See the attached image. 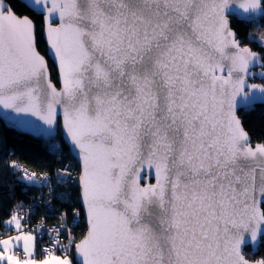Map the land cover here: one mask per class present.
<instances>
[{
	"label": "snow or ice",
	"instance_id": "6c2138e0",
	"mask_svg": "<svg viewBox=\"0 0 264 264\" xmlns=\"http://www.w3.org/2000/svg\"><path fill=\"white\" fill-rule=\"evenodd\" d=\"M21 6L33 15L0 0V109L61 134L73 163L53 174L11 163L48 189L57 225L37 260L30 216L0 222L16 232L0 238V264H264L245 252L264 239V141L237 115L264 100V85L248 83L264 79L251 71L264 69V36L248 33L253 51L232 20L260 25L264 0ZM73 184L77 208L56 191Z\"/></svg>",
	"mask_w": 264,
	"mask_h": 264
},
{
	"label": "trees",
	"instance_id": "16d2710c",
	"mask_svg": "<svg viewBox=\"0 0 264 264\" xmlns=\"http://www.w3.org/2000/svg\"><path fill=\"white\" fill-rule=\"evenodd\" d=\"M22 2L17 0L16 12L19 15L32 16L33 12L23 8ZM233 28L238 33V38L243 44L249 45L253 50L261 52V48L255 43L249 41L248 33L255 36H264V21L260 25L249 24L242 19L232 17ZM51 63V61H50ZM255 81L262 82L264 79L255 78ZM244 128L250 134L252 141H264V104H255L252 107L238 110ZM59 140L60 151L65 152L66 156L73 159L69 155V150L63 142L60 134L55 137ZM54 139V140H55ZM53 140H41L34 138L28 134L17 132L7 127L0 119V222L11 218V215L18 209L32 204L36 200V193L39 191V186H31L27 181L21 179V172L15 171L10 165L13 161L37 173L53 174L55 168L62 163L58 159V153L51 149ZM70 191L69 200L71 207H79L75 201L77 188L75 184L68 187ZM55 208L53 211L59 212L67 210L68 205L63 204L60 200L55 199ZM47 222L57 221V216L53 212L42 213ZM34 215V214H33ZM70 217V214H69ZM77 238L84 231L83 217H81L80 226L73 229ZM7 231V226L0 223V238H3L10 233ZM245 252L249 254L250 259L262 257L264 259V239H261L258 253H252L250 246L245 248Z\"/></svg>",
	"mask_w": 264,
	"mask_h": 264
},
{
	"label": "built area",
	"instance_id": "2783aa9c",
	"mask_svg": "<svg viewBox=\"0 0 264 264\" xmlns=\"http://www.w3.org/2000/svg\"><path fill=\"white\" fill-rule=\"evenodd\" d=\"M54 139H52L53 140L52 145L53 144L60 145L59 140H56V139L54 140ZM58 159L61 160L62 163L55 168V171L62 164L73 163V159L67 157L66 153L63 151L58 153ZM18 165L21 168H26L20 164H18ZM14 170L21 172L19 169H14ZM28 170L32 171L30 169H28ZM20 174L22 176V172ZM38 174H41V173H38ZM56 191H57V194H59V193H70L71 190L68 187H59L56 189ZM41 193H43L45 196H47L49 194L47 188H40L39 191L36 193V200L32 204L24 206V208H22L20 210L17 209L16 212L19 213L21 216H23L25 219H28L30 216V220H29V223L26 225V228H30L34 232V234H38V236L40 238H38V241H37V249L41 254L46 255V252L44 251V249H46L50 246L48 230L53 229L57 225V221L47 222L44 219V216L41 215L40 212H42V213L43 212L44 213L50 212L49 211V204L40 199ZM55 204H56L55 199H53L51 201V205H50L52 210L55 208ZM30 207L32 209L31 213L29 212ZM75 208H77V207H75ZM62 211H66V210L63 209ZM68 219H69V221H71V219H72L71 215H70V217H68ZM69 226H71V225H69ZM73 234L75 235L74 231H73ZM64 243H67V241H64ZM55 251H58V252L63 254L62 247L55 249L54 252Z\"/></svg>",
	"mask_w": 264,
	"mask_h": 264
},
{
	"label": "water",
	"instance_id": "95a60500",
	"mask_svg": "<svg viewBox=\"0 0 264 264\" xmlns=\"http://www.w3.org/2000/svg\"><path fill=\"white\" fill-rule=\"evenodd\" d=\"M20 1L22 2V0H20ZM233 17L240 19L237 16H233ZM237 38H238V36H237ZM241 43H242V45H246V46L250 47L247 44H243L242 40H241ZM253 51H256V50H253ZM256 52H258V51H256ZM251 71L259 73L260 71H264V69H260L259 67H257V68L251 69ZM255 78L261 79L258 75L256 77H250L248 83H250V84L255 83V84L264 85L262 82L255 81ZM255 104H264V100H261L259 98V93H257V98L252 102V105H255ZM241 108H243V107H241ZM241 108H239V109H241ZM237 115L239 116L238 111H237ZM0 119L4 122V124L7 127L11 128L17 132L28 134L34 138H37V139L49 141V140L55 138L58 134L57 133L54 135H49L46 132L42 131V127H46V126H43L42 121H40L36 117L30 116V115L16 114L14 112H11L10 110L5 111V110L0 109ZM60 136L62 138L61 134H60ZM63 142H64V140H63ZM253 142L258 143L256 141H253ZM66 146L69 150V146L67 144H66ZM151 182L154 183L155 182L154 179ZM260 242H261V240H259L255 245H253V244L248 245V246H250L252 253H255V254L258 253ZM259 259H262V257L254 258L253 260H259Z\"/></svg>",
	"mask_w": 264,
	"mask_h": 264
},
{
	"label": "crops",
	"instance_id": "0c3cea01",
	"mask_svg": "<svg viewBox=\"0 0 264 264\" xmlns=\"http://www.w3.org/2000/svg\"><path fill=\"white\" fill-rule=\"evenodd\" d=\"M15 234H16V232L11 233V234H9V235H15ZM7 236H8V235H7ZM3 238H6V236L3 237ZM54 254H55V255H60V256L63 255L62 253H60V252H58V251H55ZM35 258H36L37 260H41V259L45 258V256H40V255L38 254V252H37V247H36Z\"/></svg>",
	"mask_w": 264,
	"mask_h": 264
},
{
	"label": "rangeland",
	"instance_id": "374dc122",
	"mask_svg": "<svg viewBox=\"0 0 264 264\" xmlns=\"http://www.w3.org/2000/svg\"><path fill=\"white\" fill-rule=\"evenodd\" d=\"M17 211V210H16ZM15 211V213L14 214H16L17 212ZM19 212V211H18ZM15 231L13 230V231H10V232H8V233H14ZM37 252H38V254L40 255V256H45L44 254H41L39 251H38V249H37Z\"/></svg>",
	"mask_w": 264,
	"mask_h": 264
}]
</instances>
